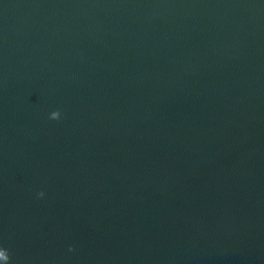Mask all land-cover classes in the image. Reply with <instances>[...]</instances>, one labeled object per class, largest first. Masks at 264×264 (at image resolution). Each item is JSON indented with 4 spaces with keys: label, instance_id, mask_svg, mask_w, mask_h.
<instances>
[{
    "label": "water",
    "instance_id": "95a60500",
    "mask_svg": "<svg viewBox=\"0 0 264 264\" xmlns=\"http://www.w3.org/2000/svg\"><path fill=\"white\" fill-rule=\"evenodd\" d=\"M0 252L264 264V0H0Z\"/></svg>",
    "mask_w": 264,
    "mask_h": 264
},
{
    "label": "clouds",
    "instance_id": "9594fccd",
    "mask_svg": "<svg viewBox=\"0 0 264 264\" xmlns=\"http://www.w3.org/2000/svg\"><path fill=\"white\" fill-rule=\"evenodd\" d=\"M60 118H61V112L59 110L53 111L50 114V119L59 120ZM38 195L40 197H43L44 196V193L43 192H40ZM0 258H3L5 261H7V259H8V257L6 255H4L2 252H0Z\"/></svg>",
    "mask_w": 264,
    "mask_h": 264
}]
</instances>
